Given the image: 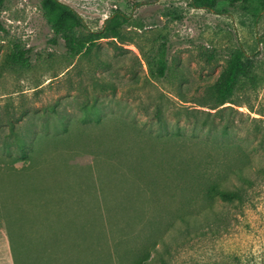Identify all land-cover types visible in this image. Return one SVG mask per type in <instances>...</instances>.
Listing matches in <instances>:
<instances>
[{
  "label": "rangeland",
  "instance_id": "rangeland-1",
  "mask_svg": "<svg viewBox=\"0 0 264 264\" xmlns=\"http://www.w3.org/2000/svg\"><path fill=\"white\" fill-rule=\"evenodd\" d=\"M41 1L8 0L0 15V223L17 264H264V182L242 207L211 206L178 165L213 152L188 139L215 140L200 126L219 118L200 105L238 48L255 60L256 85L225 106L238 134L216 139L256 148L245 133L253 118L264 129V12L59 0L90 31L116 12L128 17L121 40L72 57L62 39L53 44ZM164 43L158 77L150 63ZM16 44L31 50L28 67L8 63ZM21 140L37 142L34 159L13 163ZM259 153L264 169V143Z\"/></svg>",
  "mask_w": 264,
  "mask_h": 264
},
{
  "label": "trees",
  "instance_id": "trees-1",
  "mask_svg": "<svg viewBox=\"0 0 264 264\" xmlns=\"http://www.w3.org/2000/svg\"><path fill=\"white\" fill-rule=\"evenodd\" d=\"M0 0V15L5 2ZM192 6L198 9L217 11L220 3H226L230 8L240 10L243 13L258 18L264 12V0H191ZM41 10L48 25L51 27L55 38L53 44H57V38L64 41V46L68 55L77 57L89 53L95 48L100 40H121L123 38V27L128 23V17L120 12H116L104 21L103 27L99 31H90L82 17L69 5L59 0H42ZM0 20V31H4ZM167 45L164 43L159 47L154 55L150 66L158 77H164L167 70ZM31 50H25L21 45L16 44L13 51L8 55V63L12 66L28 67L30 65ZM255 60L241 48L232 52L226 68L219 74L217 81L209 87L207 103L200 105L210 110L219 118V123L214 120L205 127L201 125V130L205 134L213 135L215 138H232L238 134L234 120L227 111H234L227 104L237 95V91L243 86L256 85L254 74ZM241 104V103H240ZM241 106V105H237ZM226 114L228 116H226ZM261 119H252V125L246 127L245 138L257 141L256 148L249 152L243 143H220L215 138L208 141L198 136L194 140L195 145L205 150H211L199 159L195 156L182 159L178 163L180 173L190 183L201 185L206 189L205 197L207 202L213 206L216 201L229 204L235 207H242L247 200V189L253 188L264 182V169L257 156H261L259 149L264 143V129ZM68 131V127H65ZM173 139H177L173 137ZM172 139V140H173ZM186 140V139H184ZM179 141V140H178ZM177 142V140H176ZM184 143V144H183ZM20 155L11 157L13 163L20 161H32L36 152L37 142L27 143L18 141ZM183 145H187L182 141ZM234 149L237 157L230 158L228 151ZM16 256V254H15ZM145 260H139L137 264H143ZM17 263V261H16Z\"/></svg>",
  "mask_w": 264,
  "mask_h": 264
},
{
  "label": "crops",
  "instance_id": "crops-1",
  "mask_svg": "<svg viewBox=\"0 0 264 264\" xmlns=\"http://www.w3.org/2000/svg\"><path fill=\"white\" fill-rule=\"evenodd\" d=\"M0 264H17L12 235L3 221L0 223Z\"/></svg>",
  "mask_w": 264,
  "mask_h": 264
}]
</instances>
